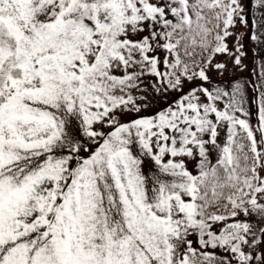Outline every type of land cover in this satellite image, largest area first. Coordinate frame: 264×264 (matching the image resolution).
I'll use <instances>...</instances> for the list:
<instances>
[{"label": "snow or ice", "instance_id": "obj_1", "mask_svg": "<svg viewBox=\"0 0 264 264\" xmlns=\"http://www.w3.org/2000/svg\"><path fill=\"white\" fill-rule=\"evenodd\" d=\"M0 264H264V0H0Z\"/></svg>", "mask_w": 264, "mask_h": 264}, {"label": "rangeland", "instance_id": "obj_2", "mask_svg": "<svg viewBox=\"0 0 264 264\" xmlns=\"http://www.w3.org/2000/svg\"><path fill=\"white\" fill-rule=\"evenodd\" d=\"M249 11V7L246 5L245 7V12ZM257 9L255 7L251 8V12L252 13H256ZM237 33L240 32H246L247 29L240 26L239 24L237 25V27L233 30ZM235 37L229 38L228 39V44L229 47L232 46V42L233 39ZM199 51V49H198ZM260 49L256 47L255 42L251 41L250 39L247 41V46H246V56L243 58V63L244 65H246V68L244 69L243 72H240L239 70H235L232 67L231 61L229 60V58L226 55H222V54H218L215 59H214V63L221 61V62H227L228 66H229V73L233 76H235L237 79H241V80H245V81H253L255 80L257 82V84H259L260 78H259V63L261 60V57L259 55ZM162 55V54H161ZM209 75L213 77V79H217V74L215 71H211L209 72ZM227 75V74H226ZM153 80V77H146L145 78V84H150ZM199 81H195L194 84H199ZM207 86V85H205ZM190 87V85L188 84L187 81H185V91L188 90V88ZM249 93H252V89L249 86ZM149 95H152V93L149 91ZM174 95V94H173ZM257 97L256 96H252L251 99H249L248 101V107L249 110L251 112V122L255 125L257 122V118H256V111H257V103H256ZM168 101L165 100L163 101V103H167ZM153 109H149L148 112H151Z\"/></svg>", "mask_w": 264, "mask_h": 264}]
</instances>
